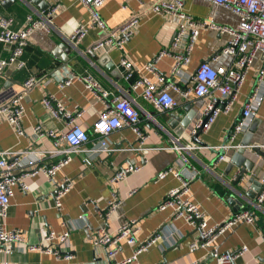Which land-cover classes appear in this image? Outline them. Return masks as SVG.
I'll return each mask as SVG.
<instances>
[{
	"label": "crops",
	"instance_id": "1",
	"mask_svg": "<svg viewBox=\"0 0 264 264\" xmlns=\"http://www.w3.org/2000/svg\"><path fill=\"white\" fill-rule=\"evenodd\" d=\"M15 1L6 3L0 0V14L12 17L15 28L23 26L28 15L37 16L47 12L54 4H61L62 8L54 17L56 31L53 34L42 30L32 34L24 56L27 69L9 71L6 76H0V100H5L14 90H18L29 75L39 78L37 85L24 99L26 111L22 124L25 136H17L13 127L0 121V151H12L10 156H15L13 152H20L19 156H27L28 163H31L32 156H28V153L40 145L32 131L35 126L41 125L44 129L59 132L66 130L67 120L63 116L54 117L43 105L46 96L58 100L71 113L83 112L75 124L90 135L91 143L97 141L94 129L103 104L76 78L70 86L62 88V79L64 81L72 73L77 76L92 73L104 89L128 96L140 112V127L148 139L141 146L136 133L126 127L109 136L111 151L90 152L89 148L75 152L72 153V161L59 170L54 179L41 174L28 178L29 190H15L4 222L8 230H21L25 242L14 245L9 251L0 252V264H112L107 258L106 249L94 246L93 237L106 225L102 214L115 191L122 202L108 222L110 230L115 231L123 223L136 220L140 227V242L156 233L163 235L158 244L139 257L137 264H219L208 251L191 249L193 242L201 241L195 228L183 219H172L170 211L159 209L166 194L180 185V181L172 175L158 178L161 172L173 166L181 171H189V168L197 170V178L191 183V197L205 211L210 225L221 224L242 210H252L257 214L255 224L235 226L220 236L216 245L223 253H233L244 246L248 248L243 256L227 264H264V223L260 224L261 219L264 221V203L261 206L258 204L260 192L254 198L248 195L250 187L246 183L234 184L241 168L234 166L229 170L228 166L237 149L223 147L229 142L233 125L241 116L243 105L252 91L255 76L262 64V55L256 56L248 67L244 83L233 103L230 105L228 99L218 101L219 108L225 109L230 105L228 110L220 113L208 131L201 133L198 137L200 142H194L191 132L194 124L204 117L207 99L194 96L186 99L180 92L172 90L176 107L158 111L143 98L141 88L134 91L129 87L119 63L122 58H128L137 68V77L155 81V73L161 74L173 82L177 89L184 91L190 87L192 76L202 62H209L214 68L233 64L234 58L222 53L229 41L227 35L212 30L202 31L192 53L190 66L172 76L173 57L166 55L159 60L156 57L161 51L169 50L176 26L172 18L150 11V5L155 0H109L101 8L102 18L110 28L120 26L134 15L140 18L134 37L123 51L112 50L108 54L91 52V46L104 37L98 30H90L78 47L70 42L73 31L89 21L88 11L76 0ZM183 1L185 11L197 20L212 17L217 24L232 27L240 22L238 16L213 6L207 0ZM8 50L0 44L1 57H7ZM92 54L99 58L107 55L114 69L108 71ZM149 66L154 72L146 68ZM261 93L262 105L253 119H259L260 123L251 143L260 145L264 152V91ZM191 113L194 118L190 126L181 137H176L167 123L170 114L184 119ZM253 121L235 144H241ZM181 155L187 157L186 164L180 163ZM222 155L225 159L214 165ZM244 155L247 161L255 164L252 176L264 184V160L248 148ZM86 158L91 159V166L85 165ZM128 164H137L139 170L115 187L110 185L109 179L114 171ZM66 179L73 182V188L63 199L62 210L58 211L54 205V193ZM132 190H136V193L130 196ZM64 222H67V227ZM67 228L71 232L69 243L60 247L63 253L70 251L73 255L71 260L29 251L32 245L49 246L43 239L50 230L60 234ZM51 246L58 248L56 242L51 243ZM121 246L118 259L129 257L133 249L125 243Z\"/></svg>",
	"mask_w": 264,
	"mask_h": 264
},
{
	"label": "built area",
	"instance_id": "2",
	"mask_svg": "<svg viewBox=\"0 0 264 264\" xmlns=\"http://www.w3.org/2000/svg\"><path fill=\"white\" fill-rule=\"evenodd\" d=\"M76 1L88 11L89 21L73 31L70 42L78 47L90 30H98L104 34V37L91 46L92 53L108 54L112 50L123 51L128 42L134 37L140 25V18L134 15L120 26L110 28L101 15V8L109 0ZM207 1L215 7L223 8L238 16L240 18L238 25L235 27L220 25L212 17L197 20L185 11L183 0H155L150 5L151 12L172 18L176 26L169 50L161 51L156 60L166 55L172 56L174 67L171 74L172 76L179 74L190 66L192 53L201 32L212 30L229 37L222 53L234 58V62L230 67L214 68L209 62H202L192 76L190 87L184 91L177 89L173 82L168 81L167 77L161 74L155 73V81L137 77V68L128 58H122L119 67L122 69L123 78L129 84V87L134 91L141 88L143 98L158 111L164 112L176 107L177 103L171 95L172 90L180 92L186 99L190 96L207 99L208 103L204 110V117L199 119L193 126L191 135L194 137L199 129H202L203 132L208 131L220 113L228 110L244 83L248 67L254 58L261 54L262 64L255 76L252 91L243 105L241 116L233 125L229 142H226V146H223L237 149L239 144H235L236 139L245 132L256 117L263 100L260 94L264 91V0ZM61 8V4H54L47 12L40 13L37 16L28 15L25 24L20 28L14 27L15 21L12 17L0 14V44L9 49L7 57L0 56L1 77L6 76L9 71L20 72L27 69L24 56L27 47L30 45L32 34L36 30L53 34L56 31L54 17ZM146 68L154 72L151 66ZM75 78L81 81L85 88L103 104V110L100 112L94 129L98 139L95 143H91L90 135L75 124L83 112L71 113L65 110L62 103L50 96L43 99V105L54 117L63 116L67 120L66 130L59 132L54 129H44L41 125L35 126L32 131L40 145L34 151L28 153V156H32L31 163H28L27 156H19L20 152H13L15 156H10L12 151H0V252L9 251L14 245L18 246L25 242L21 230H8L4 222L15 190L20 189L24 192L29 190L28 178L41 174L54 179L57 172L72 161V153L75 152H81L89 148H91V150H88L90 152L111 151L112 144L109 136L113 132L126 127L131 128L136 133L141 146H144V142L148 139V136L143 133L140 127V112L128 96L113 94L104 89L92 73L79 76L72 73L64 81L62 79L61 87L70 86ZM38 80L37 76L29 75L18 90H14L5 100H0V121H5L13 127L17 136H25L22 124L26 111L24 99L27 93L37 85ZM227 99L230 101L227 108L223 109L217 106L219 100ZM204 118L207 119L204 121ZM89 143L91 147H89ZM176 149L180 148L176 147ZM224 159L225 156L223 155L218 157L214 165ZM50 160H52L51 164ZM187 162V157L181 155L180 163L186 164ZM91 164V159L86 158L85 165L91 166ZM138 170L139 166L137 164L124 165L114 171L109 179V184L115 187L128 175ZM170 175L176 177L180 181V185L166 194L159 209L170 211L172 219H183L199 232L201 241L193 242L191 249L193 251L198 249L208 251L219 264L232 263L243 256L248 251L247 247L244 246L233 253H223L216 245V241L228 230L239 224H255L258 220L257 214L252 210H242L221 224L210 225L205 211L191 197V183L197 178V170L189 168V171L185 169L181 171L173 166L161 172L158 178L164 179ZM262 183H264V180ZM72 188L73 182L69 179H66L62 186L56 188L54 193L56 210H62L63 199ZM135 193L136 190H132L129 195ZM257 201L259 206L264 203V192L258 196ZM121 202L122 200L119 199L115 191L108 208L102 214L106 225L95 233L93 244L95 247L106 249L107 258L112 264H137L139 257L148 252L152 246L158 244L163 235L156 233L148 240L140 242L138 240L140 227L136 220L123 223L115 231L110 230L108 222H110L113 213ZM64 226L67 227V222H64ZM70 236L71 232L68 228L60 234L50 230L43 239L44 243L50 244L49 246L36 244L28 249L29 251H38L54 255L57 259L69 261L73 258V255L70 251L63 253L60 246H67ZM53 242L58 245L57 249L51 246ZM123 243L132 248L133 252L127 258L118 259ZM191 264H200V262Z\"/></svg>",
	"mask_w": 264,
	"mask_h": 264
},
{
	"label": "water",
	"instance_id": "3",
	"mask_svg": "<svg viewBox=\"0 0 264 264\" xmlns=\"http://www.w3.org/2000/svg\"><path fill=\"white\" fill-rule=\"evenodd\" d=\"M2 1H5L6 3H8L9 0H2ZM13 1L16 2L15 0H13ZM42 9L43 8H41V10ZM92 56L95 60L99 59L98 61L100 63H103L105 65V68L108 71H111L112 69H114L115 66H114V64L110 63V60H109L107 55H104L101 58H99L98 56H96L94 54H92ZM193 118H194L193 113L189 114L184 119H181L176 114H170L169 120L167 123L170 126V128L174 131L175 136L181 137L185 133L186 129L190 126ZM206 119L207 118H204V121ZM259 123H260L259 119H255L253 121V123L249 127V130L247 131L245 137L243 138L241 144L239 145V147L237 148V150L233 154V156L229 162V166H228L229 170H231L234 166L241 168V170L238 171V173L235 176L236 178H235L234 184L236 185L240 182L246 183V186L250 187L249 191H248V195L251 198H254V196L256 195L257 192H260V194L264 192V184H261V182L259 180H257L254 176H252V171H253L255 164L253 162L247 161L246 158L244 157L245 156L244 153H245L246 149L248 148V149L252 150V152L261 156V158L264 160V152L259 147L260 145L257 146V145H254L251 143L253 133L255 132ZM202 132H203L202 129L198 130V133L193 137L194 142H200L198 137L201 135ZM263 223H264V221L261 219L260 224L262 225Z\"/></svg>",
	"mask_w": 264,
	"mask_h": 264
}]
</instances>
